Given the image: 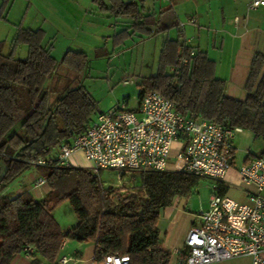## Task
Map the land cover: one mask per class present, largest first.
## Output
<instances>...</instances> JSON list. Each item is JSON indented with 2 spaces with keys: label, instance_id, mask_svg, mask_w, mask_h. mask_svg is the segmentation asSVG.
Listing matches in <instances>:
<instances>
[{
  "label": "trees",
  "instance_id": "trees-1",
  "mask_svg": "<svg viewBox=\"0 0 264 264\" xmlns=\"http://www.w3.org/2000/svg\"><path fill=\"white\" fill-rule=\"evenodd\" d=\"M42 38L41 29H18L12 49L26 44L25 58L5 53L0 40V264H10L15 254L27 248L31 249L29 264H56L65 238L94 242L98 260L106 253H118L127 254L129 264H167L170 253L162 248L156 227L159 212L175 196L188 195L199 177L177 168L144 170L138 176L140 191L114 199L115 192L102 186L97 173L58 164L62 144L90 125L96 101L80 83L51 98L48 82L56 67L62 63L80 72L88 57L67 50L57 60L41 44ZM191 50L178 40H165L158 68L141 77L138 96L156 90L185 116L246 129L264 141V54L252 58L247 94L241 101L225 95L224 80L214 75V61L201 51L190 55ZM181 56L188 58L181 72H167ZM262 155L264 150L258 156ZM38 159L44 164H37ZM31 168L45 179L46 196L35 199L27 190L11 196L13 181ZM225 190L220 184L218 192ZM64 200L78 218L66 232L51 214Z\"/></svg>",
  "mask_w": 264,
  "mask_h": 264
},
{
  "label": "crops",
  "instance_id": "crops-1",
  "mask_svg": "<svg viewBox=\"0 0 264 264\" xmlns=\"http://www.w3.org/2000/svg\"><path fill=\"white\" fill-rule=\"evenodd\" d=\"M249 2L250 0H0V40L12 42L20 28L41 29V44L56 59L61 58L67 50L82 51L87 57L91 53L95 57L105 56L109 42L113 52L127 42L134 45L149 40L158 46L159 56L165 40H178L191 46L194 53L204 52L213 60L214 75L225 82V95L242 101L247 94L245 84L252 58L255 53L264 54V6L251 9ZM123 4L128 5V8H124ZM19 47L9 49L6 46V49L8 52L12 49L13 55L16 51L19 58H25L28 46L21 44ZM171 66L167 67V72H170ZM142 67L148 68L153 74L158 68V59L156 63L141 62L140 68ZM132 75L137 83L141 77L147 76L139 78L136 74ZM128 98L127 96L125 99L127 103ZM139 99L137 93L136 104L130 108H136ZM253 138L255 136L246 129H240L235 134L232 140L235 166L249 162L259 155L250 152ZM178 146L179 142L172 144L169 169L174 165L173 155ZM40 177L36 169H30L19 177L21 181L11 184L10 195L15 196L27 190L35 199H43L49 187L46 183L39 186L35 184ZM228 178L236 179L235 172L230 171ZM235 199L245 201L247 197L239 190ZM184 204L182 197L175 196L171 204L159 212L156 227L162 248L170 253L167 264H174L176 259L184 255L185 237L190 226L197 221V211L186 212ZM51 214L63 232L78 222L68 200L53 208ZM30 251L27 248L15 254L10 264H29ZM94 251L95 243L92 241L65 238L57 259L67 256L72 258L70 264H102L101 259L95 258ZM238 257L243 259L242 264H249V256ZM209 264L238 263L226 259Z\"/></svg>",
  "mask_w": 264,
  "mask_h": 264
},
{
  "label": "built area",
  "instance_id": "built-area-1",
  "mask_svg": "<svg viewBox=\"0 0 264 264\" xmlns=\"http://www.w3.org/2000/svg\"><path fill=\"white\" fill-rule=\"evenodd\" d=\"M259 6H264V0H250L251 9ZM187 63V56L179 57L170 72L179 74ZM240 129L185 116L162 93L148 90L136 108H130L124 99L98 112L85 131L62 144L56 158L60 165L92 173L111 169L120 175L124 171L177 168L211 180L207 207L195 213L197 221L184 240L185 253L174 264H209L243 255L250 257L249 264H264V155L234 165L232 140ZM174 142L179 146L169 169ZM36 163L44 164V160ZM230 171L236 179L228 178ZM44 183L42 177L35 182L37 186ZM220 184L226 189L223 193L218 192ZM230 187L239 188L247 199L238 201L230 196ZM71 260L61 256L56 264H70ZM101 262L129 264V257L106 253Z\"/></svg>",
  "mask_w": 264,
  "mask_h": 264
},
{
  "label": "rangeland",
  "instance_id": "rangeland-1",
  "mask_svg": "<svg viewBox=\"0 0 264 264\" xmlns=\"http://www.w3.org/2000/svg\"><path fill=\"white\" fill-rule=\"evenodd\" d=\"M4 43V52L7 53L8 49H6V46H9L10 49L12 42ZM18 46L21 47V44ZM127 46L129 47L125 48ZM158 50V46L153 45V41L149 40L142 42V44L135 43L134 45H131V43L128 44L127 42L125 46L118 47L112 52L111 43L109 42L106 46L107 54L105 56L95 57V54L91 53L88 57L87 66L83 71H76L60 63L52 73L48 82L49 89L51 90V98L54 99L66 88L74 87L80 83L85 86L96 101V111L92 114V120L95 119L98 112L109 109L116 102L126 99L127 96L129 97L128 106L133 107L136 104L140 86L132 74L138 75L139 78L143 75H151L148 71L149 69L146 67L140 68V64L141 62L150 63L152 61L156 63ZM14 56L19 57L18 52L16 53L15 51ZM57 60H60V57ZM262 150H264V141L258 137L253 138L250 144V152L258 155ZM140 172L124 171L119 175L115 170L103 169L97 172V175L102 186L113 189V192H115L113 198L115 199V195L128 194L131 191H140L137 184ZM15 181L19 182L21 179L18 178L13 182ZM211 184L212 181L207 178H198L191 192L186 196H182V199L185 201L184 210L186 212H196L200 208L205 209L207 207ZM239 190L238 188H230L228 194L236 198ZM229 260L238 264L243 263V259L240 257Z\"/></svg>",
  "mask_w": 264,
  "mask_h": 264
}]
</instances>
